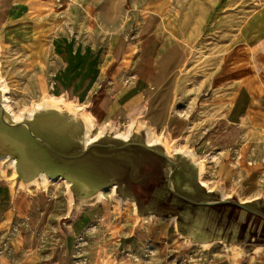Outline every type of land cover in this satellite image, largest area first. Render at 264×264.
<instances>
[{
    "label": "crops",
    "instance_id": "0c3cea01",
    "mask_svg": "<svg viewBox=\"0 0 264 264\" xmlns=\"http://www.w3.org/2000/svg\"><path fill=\"white\" fill-rule=\"evenodd\" d=\"M248 1L253 9L208 90L207 107L215 119L209 131L215 134L195 147L210 165V189L217 186L225 197L244 203L264 199V0ZM191 5L186 0H0V46L6 52L26 48L40 31L54 30V97L84 106L97 125L141 124L178 141L187 136L195 112L180 101L188 52L176 37L187 34L171 17L179 11L183 16L177 20L186 21ZM99 208H83L71 217L69 198L51 187L15 192L1 179L0 264H101V245L92 243L99 239L96 231L105 229ZM148 244L177 257L189 247L175 223L166 220L148 219L120 240L125 251ZM221 245L225 251L213 254L210 264H264V248L230 254ZM125 256L119 264H139Z\"/></svg>",
    "mask_w": 264,
    "mask_h": 264
},
{
    "label": "water",
    "instance_id": "95a60500",
    "mask_svg": "<svg viewBox=\"0 0 264 264\" xmlns=\"http://www.w3.org/2000/svg\"><path fill=\"white\" fill-rule=\"evenodd\" d=\"M4 96L0 81V163L15 162V192L41 184L43 177L63 180L75 217L113 189L119 200L135 205L140 225L148 219L172 221L187 244L221 243L230 254L264 248V199L244 203L204 186L200 165L184 153L168 154L162 144L150 146L153 132L145 126L135 124L128 140L108 126L87 144L81 111L44 108L15 121ZM32 187L45 190L42 184Z\"/></svg>",
    "mask_w": 264,
    "mask_h": 264
},
{
    "label": "rangeland",
    "instance_id": "374dc122",
    "mask_svg": "<svg viewBox=\"0 0 264 264\" xmlns=\"http://www.w3.org/2000/svg\"><path fill=\"white\" fill-rule=\"evenodd\" d=\"M186 2L192 4L191 12L185 16L186 21L177 20L178 16H183L179 11L172 14L171 20L175 26L176 24L181 25L184 29L183 32L187 34L176 37L183 42L188 52L187 64L180 73L179 92L181 93L180 101L189 105L188 112L195 113L190 118L191 126L187 136L181 140L169 141L159 134H149L153 135L154 139L162 138L163 143H168L172 149L177 147L180 150L195 152L201 161L199 165L204 170L202 181L208 185V188H212L214 185L210 184L211 169L208 160L205 159L204 151L195 147L199 143H206L210 136L215 134L214 131H209L213 130L210 129L211 123L215 121L207 107L210 82L219 69L226 50L234 42L243 20L252 11L253 5L248 0H186ZM53 32L54 30L50 29L40 31L32 45L19 50L6 52L0 46V77L9 91L7 98L15 113L27 111L37 103L49 98L67 100L65 97H54L51 91L52 75L56 71L50 51ZM67 102L74 108L79 105L69 100ZM81 108L80 111L83 115H87V109L84 106ZM93 125L95 130L93 134H100V137L108 127L97 125L95 122ZM130 127L123 123L120 126L112 127V130L114 132L116 130L115 133L124 134ZM193 136L196 138L192 139ZM197 142L199 143L196 144ZM207 146L205 145L207 150L210 148L209 152L213 151L211 147ZM208 151L206 153H209ZM200 158L205 159L206 162ZM0 175L12 185L14 172L5 162L0 163ZM67 184L63 180H58L49 182L43 187L45 190L51 187L57 194L69 198ZM100 201L97 205L100 207L101 217H104L105 229L101 230V233L99 232L100 235L97 233L99 230L96 231V238L99 237V239L93 240L92 243L101 245V264H119V256L122 253L124 256L131 255L133 261L139 264H210L213 254L225 251L221 244L204 247L189 244L188 250L184 254H180V257H177L178 253L171 250H158L150 247L149 244L134 251H125L120 247L121 238L130 235L142 226L135 205L128 200H119L111 190L105 192V198ZM103 220L101 219V221ZM93 237L95 238V235H92ZM79 246L82 248V245L79 244ZM95 247V252H98V245ZM115 258L118 260L116 261Z\"/></svg>",
    "mask_w": 264,
    "mask_h": 264
},
{
    "label": "bare ground",
    "instance_id": "6f19581e",
    "mask_svg": "<svg viewBox=\"0 0 264 264\" xmlns=\"http://www.w3.org/2000/svg\"><path fill=\"white\" fill-rule=\"evenodd\" d=\"M0 81L2 83V88H3V91H4V102H5V108L8 110V112L11 114V116L13 117V119L15 121H21L24 119V117H28V118H31L33 116V114L37 111V110H41V109H44V108H55V109H67L69 110L70 112H79L80 110H82L81 106L78 105V107H73L72 104H70L69 102H67V100H65L64 98H49V99H46L40 103H37L34 107L30 108L29 110L27 111H22L21 113H15L13 111V109L11 108V106L9 105V99L7 98V95L9 94V91L4 83V81L2 80V78L0 77ZM86 121L88 122V128H87V144H91L93 142H95L96 140L99 139L100 137V134L99 135H94L93 132L95 131L94 130V125H93V119L87 114L84 115ZM133 127H130L128 132L122 134V133H116V137L117 138H120L122 140H128L129 137H130V130L132 129ZM153 135H149L148 137V142H149V145L150 146H154L155 144H162L164 147H165V150L168 154H172V153H175V154H181V153H184L187 157L191 158L196 164H201V161L199 160L198 156L195 154V153H192L191 151L189 150H180V149H177V147L175 148H171L168 143H163V139L162 138H158V139H154L152 137ZM166 139V138H165ZM14 165H15V162L12 161V162H9V167L14 169ZM203 167V166H202ZM204 173V170L203 168H201V176L202 174ZM15 176V174H14ZM49 182H52V180H49L47 179L46 177H43L42 178V185L43 186H46V184H48ZM39 183H32L29 188H31V186H39L41 185ZM202 184L204 186H207L208 185L202 181ZM69 186V184H67V187ZM112 193H114V190L111 189ZM105 198V192H103L102 194H100V197L98 199L100 200H103Z\"/></svg>",
    "mask_w": 264,
    "mask_h": 264
}]
</instances>
